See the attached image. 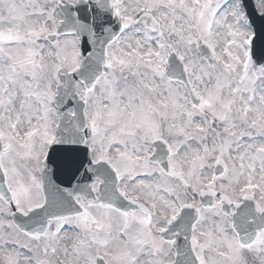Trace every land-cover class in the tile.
Listing matches in <instances>:
<instances>
[{
    "label": "snow or ice",
    "instance_id": "1",
    "mask_svg": "<svg viewBox=\"0 0 264 264\" xmlns=\"http://www.w3.org/2000/svg\"><path fill=\"white\" fill-rule=\"evenodd\" d=\"M0 264H264V0H0Z\"/></svg>",
    "mask_w": 264,
    "mask_h": 264
}]
</instances>
